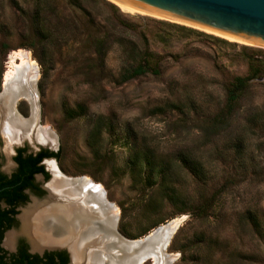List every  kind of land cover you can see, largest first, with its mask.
Returning <instances> with one entry per match:
<instances>
[{"label":"rangeland","instance_id":"obj_1","mask_svg":"<svg viewBox=\"0 0 264 264\" xmlns=\"http://www.w3.org/2000/svg\"><path fill=\"white\" fill-rule=\"evenodd\" d=\"M17 1L23 10L13 6L11 0H0V90L5 87L6 73L12 68V55L20 50L29 52L38 66L34 82L37 127L48 128L55 135L53 147L28 140L27 149L39 148L41 144L50 147L58 157L49 160L62 175L87 177L100 184L106 200L118 209L116 229L125 238L142 240L166 223L170 225V234L176 226L164 251L168 264H264V240L243 219L247 209L255 210L261 217L264 214V122L251 125L246 152L238 159H233L222 137L203 135L218 105L224 101V84L246 71L240 54L242 47L259 51L257 56L264 60V46L236 41L185 22L125 12L105 0L116 5L126 18L146 20V35L151 45H161L153 41L158 25L152 19L193 30L184 32L183 36L172 33L167 45L176 55L167 60V69L161 77L92 85L75 74L76 64L57 63L45 72L31 46L35 39L27 15L36 0ZM51 1L56 4L65 0ZM116 62L112 53L108 65L115 66ZM170 78L178 80L180 87L183 83L190 86L195 107L179 104L180 109H176L168 104L184 102L187 97L180 93L181 100L177 95L166 94L164 88ZM251 104L264 110V73L251 82L240 100L239 113ZM15 109L25 118L33 115L32 102L26 97L15 102ZM108 124L112 131L108 130ZM95 125L101 126L99 135L91 137ZM137 140L141 143L145 140L158 152L172 156L183 148H193L213 179L206 186L208 194L220 187L227 176L232 177L209 220L197 218L188 208L190 204L185 206L180 199L174 202L165 196L161 199L154 188H141V178L130 163L131 145ZM5 145L0 134V150L7 156L2 167L12 152H7ZM45 162L48 168V160ZM170 185L179 196L188 193L195 199L202 188L180 168L177 178L167 182L165 188ZM201 230L218 234L219 241L211 250L205 244L193 245L195 234ZM143 264H153V260Z\"/></svg>","mask_w":264,"mask_h":264},{"label":"trees","instance_id":"obj_2","mask_svg":"<svg viewBox=\"0 0 264 264\" xmlns=\"http://www.w3.org/2000/svg\"><path fill=\"white\" fill-rule=\"evenodd\" d=\"M11 2L13 6L23 10L17 0ZM27 15L32 23L31 31L35 39L31 46L40 64L45 66V72L57 63L76 64L75 74L92 85L102 81L124 84L142 77H161L167 69V60L176 55L169 51L170 45H167L172 33L178 32L183 36L184 32L193 30L184 25L152 19L158 25L153 41L161 45H151L146 35V20L126 18L116 5L105 0H65L56 4H52L51 0H36ZM258 52L242 47L240 54L246 63V71L243 75L232 76L224 84V101L221 106L218 105L212 122L204 129L203 135L206 138L211 135L223 138L225 146L233 153V159L242 158L245 154L251 125L264 122V110L257 109L254 104L239 113L240 100L251 82L264 73V60L257 56L260 54ZM112 53L117 59L115 66L108 65V58ZM189 89L190 86L186 83L180 87L178 80H167L164 88L166 94L177 95L179 99L180 93L187 95L184 102L168 104L176 109H180L179 104L195 107L196 103ZM100 128L101 126L95 125L91 137L99 135ZM107 128L112 131L111 124ZM203 145L206 150V142ZM95 153H98L97 148ZM53 156L58 157V153ZM39 157L18 160L23 170L37 171L43 169L35 166ZM130 158L133 171L141 178V188H154L161 199L165 196L173 202L180 199V203L185 206L190 204L188 208L201 220H209L214 215L218 199L225 192L228 181L232 180L231 176H227L220 187L208 194L206 186L213 179L205 162L190 147L183 148L172 156L158 152L145 140L142 143L137 140L131 145ZM178 168L189 173L197 185H202L196 199L188 193L179 196L171 185L165 188L167 182L171 183L177 178ZM243 219L264 240V214L261 217L255 210L247 209L243 213ZM218 241V234L201 230L195 234L193 245L205 244L211 250ZM232 253L234 251L230 252Z\"/></svg>","mask_w":264,"mask_h":264},{"label":"bare ground","instance_id":"obj_3","mask_svg":"<svg viewBox=\"0 0 264 264\" xmlns=\"http://www.w3.org/2000/svg\"><path fill=\"white\" fill-rule=\"evenodd\" d=\"M110 1L125 12L185 22L236 41L264 46L260 41L243 39L156 13L123 0ZM11 58L12 68L6 73L4 93H0V133L6 142L5 150L10 152L14 144H21L25 139L53 147L55 135L48 128L37 127L38 119L34 111L37 106L34 82L38 66L30 53L24 50L15 52ZM20 97H26L32 102L33 115L29 118L21 116L15 109V102ZM48 167L54 175L48 185L50 195L45 202L36 203L35 215L32 209L25 215V232L32 237L35 248L56 244L67 245L72 251L73 264H141L148 254L152 257L153 264H168L167 255L162 249L169 236V223H166L165 227H160L158 234L143 246L132 250L133 242H138V239L133 242L119 240L113 233L118 209L113 203L109 205L105 198V190L100 184L87 177L64 176L54 168L53 162H48ZM12 240L11 237L8 242Z\"/></svg>","mask_w":264,"mask_h":264},{"label":"flooded vegetation","instance_id":"obj_4","mask_svg":"<svg viewBox=\"0 0 264 264\" xmlns=\"http://www.w3.org/2000/svg\"><path fill=\"white\" fill-rule=\"evenodd\" d=\"M18 145H13L5 167L2 165L7 156L0 150V264H73L72 251L67 245L35 248L32 237L25 232L26 213L32 209L35 215L36 203L45 202L50 195L48 185L54 175L48 163L46 168L45 161L55 158L56 150L42 144L31 150L27 149L28 144ZM28 157H39L35 166L43 169L23 170L18 158ZM11 237L13 240L8 242Z\"/></svg>","mask_w":264,"mask_h":264},{"label":"water","instance_id":"obj_5","mask_svg":"<svg viewBox=\"0 0 264 264\" xmlns=\"http://www.w3.org/2000/svg\"><path fill=\"white\" fill-rule=\"evenodd\" d=\"M138 7L163 15L189 21L198 25L223 31L243 39L264 43V0H123ZM4 87L0 93H4ZM111 206L112 203L107 201ZM89 212L91 210H88ZM117 217L114 219L113 233L119 240L135 241L122 236L116 229ZM160 226L152 235H146L142 240L133 242L135 250L158 234ZM176 227L174 228V230ZM173 230V231H174ZM169 234L163 251L170 240ZM152 257L146 255L141 264Z\"/></svg>","mask_w":264,"mask_h":264}]
</instances>
